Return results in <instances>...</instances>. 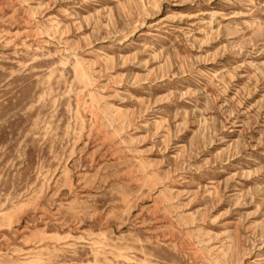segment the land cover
<instances>
[{
  "label": "rangeland",
  "instance_id": "1",
  "mask_svg": "<svg viewBox=\"0 0 264 264\" xmlns=\"http://www.w3.org/2000/svg\"><path fill=\"white\" fill-rule=\"evenodd\" d=\"M0 264H264V0H0Z\"/></svg>",
  "mask_w": 264,
  "mask_h": 264
}]
</instances>
